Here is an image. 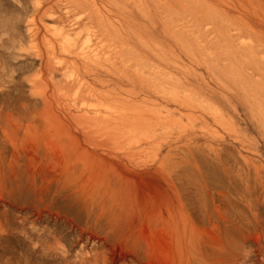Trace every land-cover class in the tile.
I'll return each instance as SVG.
<instances>
[{
  "label": "rangeland",
  "instance_id": "obj_1",
  "mask_svg": "<svg viewBox=\"0 0 264 264\" xmlns=\"http://www.w3.org/2000/svg\"><path fill=\"white\" fill-rule=\"evenodd\" d=\"M68 1L0 0V264H264V0H72L78 83Z\"/></svg>",
  "mask_w": 264,
  "mask_h": 264
},
{
  "label": "bare ground",
  "instance_id": "obj_2",
  "mask_svg": "<svg viewBox=\"0 0 264 264\" xmlns=\"http://www.w3.org/2000/svg\"><path fill=\"white\" fill-rule=\"evenodd\" d=\"M86 1H88V2L90 1L92 5H88V6H93V8L96 9L98 12H100V14L103 17L106 15L108 17L109 13L112 10L113 3L111 2V0H100L101 5L104 6L102 8L99 6L98 1H95V0H86ZM49 3H51V2H49ZM65 4H66V6L64 7L63 10H64V14L66 15V17L67 16L70 17L71 20L69 22H67V19H64L65 17H63L59 13V11H57L55 9V7L53 5H52V7L50 6L51 7L50 8V7H48L49 5L47 4L48 6H45V7L49 8V9H47V8H45V10L43 9L44 12L47 9V12L40 13V15L44 14L42 18L46 17L47 19L53 21L52 26H50L49 30L50 29L53 30L55 38L59 42H61V46H62V48H64L63 49L64 52L63 51L62 52L65 53V51H66L69 53H71V52L74 53L73 54L74 57L72 59L70 57H66L65 55H63L61 57L60 56L54 57L55 65L56 66L64 65L68 68L67 69L68 71H69V69L77 71L78 75L75 77L76 79H74V80L77 81V83H78L84 79L83 73L86 72L88 67H91L92 69H94V67H96V65H98L99 62H101V56H100L99 52L95 51L96 47L94 48L95 49L94 50V49L90 48L91 45H87L84 42L83 43L82 42L77 43V40H78L77 36L78 35H76V34L81 33V35H82V32H78L81 30H85V33L83 32L85 34L84 38L82 37L83 39H85V41L86 40L88 41L89 39L92 40L91 36H93V35L91 33V27H93V24L95 22L94 21L95 14L92 11L86 12L85 14H78L79 13L78 9L74 7L75 5H77V3L72 2V0H69ZM50 23H51V21H50ZM111 23L113 24L115 22L112 21ZM113 26H115V24ZM46 28H47V26H46ZM78 41H80V40H78ZM94 45L96 46L95 43H94ZM153 66H155V68H164L160 64H156ZM83 69H86V70H83ZM79 71H80V73H79ZM159 73H160L161 77L162 76L165 77V81L167 83H170L173 80L172 78H168V79L166 78V75L170 74V72L166 71V69L165 70L162 69L161 71H159ZM75 81H74V83H75ZM85 81H86L85 83H87V80H85ZM87 85H89V84L87 83ZM88 92H93V91L90 90ZM98 94L101 95V93H98ZM98 94H96V95H98ZM99 95L97 97H99ZM103 97L107 98V96H104V95H103ZM98 99H100V98H98ZM105 100L102 99V104H103V102L104 103L106 102ZM100 101H101V99H100ZM145 103H149V102L146 101ZM183 106L189 107V105H187V104H183ZM100 112L101 111L98 110V114ZM54 147L57 149L56 144H54Z\"/></svg>",
  "mask_w": 264,
  "mask_h": 264
}]
</instances>
